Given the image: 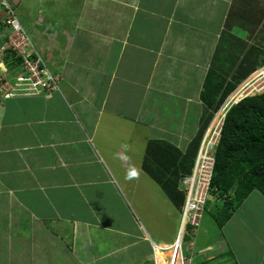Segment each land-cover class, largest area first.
Wrapping results in <instances>:
<instances>
[{
	"label": "crops",
	"instance_id": "1",
	"mask_svg": "<svg viewBox=\"0 0 264 264\" xmlns=\"http://www.w3.org/2000/svg\"><path fill=\"white\" fill-rule=\"evenodd\" d=\"M2 1L60 82L50 96L0 101V264H167L179 211L169 203L179 217L168 228L159 221L164 202L158 218L142 212L147 229L128 213L94 209L96 196L117 195L120 167L137 168L134 183L150 184L141 165L151 142L184 154L203 126L210 74L229 72L234 83L236 66L257 62L264 0H0V47ZM250 13L259 25L252 39L240 26ZM169 98L197 114L191 134L186 112L179 129L162 124ZM260 199L251 193L241 207L249 201L253 211ZM242 213L222 229L211 218L217 239L200 223L194 264H264L260 215L249 212V222Z\"/></svg>",
	"mask_w": 264,
	"mask_h": 264
},
{
	"label": "trees",
	"instance_id": "2",
	"mask_svg": "<svg viewBox=\"0 0 264 264\" xmlns=\"http://www.w3.org/2000/svg\"><path fill=\"white\" fill-rule=\"evenodd\" d=\"M253 15L250 13V18H246L240 25L242 29L249 32L247 38L250 39L252 35H256L254 31L259 27ZM256 41V44L263 47L264 37H259ZM258 53L264 58V51ZM254 61L248 57L242 62L244 65L236 66L234 83L227 81L226 77L229 78V74L224 75L221 72L216 75L225 79L224 85L215 92L209 89L211 96L209 101L206 102L205 99L206 108L203 113L210 111L207 121L203 122L201 130L184 154L166 142H151L146 146L142 170L180 213L183 209L184 195L177 190L178 179L181 175L191 172L195 152L206 125L223 104V95L226 93L221 92L232 91L247 76L264 65L263 60L255 63ZM6 64L10 66L9 63ZM217 95L219 96L217 102L212 101V98L218 97ZM253 192H258L264 197V89L259 94L241 98L227 110L214 152L212 178L203 210L209 213L217 227L222 229ZM210 200L215 203L211 212L207 210ZM184 240L187 241L188 236H185Z\"/></svg>",
	"mask_w": 264,
	"mask_h": 264
},
{
	"label": "built area",
	"instance_id": "3",
	"mask_svg": "<svg viewBox=\"0 0 264 264\" xmlns=\"http://www.w3.org/2000/svg\"><path fill=\"white\" fill-rule=\"evenodd\" d=\"M1 6L6 11V16L3 22L4 41L0 47V101L18 96H50L51 93L58 92L59 76L48 69L7 2L2 1ZM232 104L234 103L226 102L222 106L225 107V113ZM221 108L201 138L191 172L178 179L177 190L184 195V204L181 209V227L171 246L172 254L168 264H194L191 239L198 231L208 198L214 152L225 117ZM185 236H188L187 242L184 240Z\"/></svg>",
	"mask_w": 264,
	"mask_h": 264
},
{
	"label": "rangeland",
	"instance_id": "4",
	"mask_svg": "<svg viewBox=\"0 0 264 264\" xmlns=\"http://www.w3.org/2000/svg\"><path fill=\"white\" fill-rule=\"evenodd\" d=\"M262 26L264 27V21H263ZM256 36H257L256 38L262 37V35L259 33L256 34ZM256 46L258 47V49H257L258 52L264 51L262 49V47L259 46L258 44ZM257 51L255 52L256 57L259 55V53ZM260 56L261 55H259V59H257V61L258 62H260L262 60L264 61L263 57H260ZM232 63H236V60H234ZM236 64H238V63H236ZM260 68L261 67L257 68L251 75L247 76V78L244 81H242L241 83L236 85L232 91L227 92V91L223 90L221 93L224 92L226 94L223 95L224 96L223 104H221L220 107H222V105L224 106V104H226V102L227 103L228 102H231V103L238 102L237 101L238 98L235 99V97L241 98L243 96V94H244V96L245 95L250 96V95L259 94L260 92H262L263 87H261V86L264 85V75L263 76H261V75H262V73H264V68L262 70H260ZM257 71H259L258 76L256 75ZM225 74L227 75V74H229V72H225L224 75ZM224 81H225V79L222 78L220 75L215 76V77L212 76L211 78L209 77L208 82H206L205 86L202 87L201 94H200L202 106H203V104L206 105L205 99H206V102L209 101V97L211 96L209 89H211L214 92L218 89H221V86L224 85ZM228 81H230V79H228ZM195 94H196V92H195ZM229 97H231V98L228 99ZM215 98L216 97L212 98V101L215 100L217 102V100L219 99V96L216 99ZM161 102L166 104V105H161V118H162L161 122L164 121V123H162V124L167 126L168 123L171 121L173 124L168 126L169 131H173L175 128L179 129L180 125H178V124L181 121L182 113L186 112L185 117H186V119H188L186 121H187V125H188L189 129L186 130L185 134H191L190 129L196 125L195 120L197 118V114L192 113V109H189V111L187 112V109L184 108L185 104L180 105V102L178 100H174V99L169 98V99H164ZM195 110H196V107L193 106V111L195 112ZM171 111H173V112L170 113ZM218 111L213 115V118L217 115ZM209 112L210 111L208 110V112L207 113L205 112V114L203 116L202 121L205 123L207 121V118H208L207 116L209 115ZM196 113H198L197 110H196ZM213 118H211L210 121L207 123L206 128H208L210 126V123L212 122ZM206 130H205V132H206ZM205 132H204V134H205ZM165 139L170 140L167 138H165ZM171 141L174 142V139L172 138ZM176 141H177V139H176ZM117 173H119L118 176L116 175V173L114 174V177H115L114 183L117 185V189H118L117 195L115 196L114 193L113 194L110 193L109 197L107 199L106 196L104 197L101 194H97L96 202L94 203L95 204L94 209H97L101 212L102 211H109L112 213H116L117 215H118V213H121L122 215L125 214L128 216V214H129L130 216L134 217V220L139 219V221L141 223H143L144 226L148 229L149 228L148 227L149 222L146 221L144 223L143 220L140 218V214L142 212H144V215L148 216L150 214V217H153V218H156L157 216H161L162 211L159 210V208L163 207L162 204L164 202V204L167 206V208L164 210V212L166 214L165 213L163 214V216H164L163 220L160 219V217H159L160 223L163 222L167 226V228L169 226H171L173 224V222H175V224H177L179 214L177 212L175 214L173 207L169 204V202L164 197V195L161 193L159 187L156 184L154 185V183H151V180H149L147 177H144L141 180L149 181L150 184H147L144 187H142L140 184H135L134 182L138 180L137 177H140V173L137 170V168H130L128 170H124L120 167V169L117 171ZM133 184H134L136 189H133ZM106 187L108 188V186H106ZM109 198H110V200H109ZM94 200H95V197L93 199V202H94ZM260 200L262 202H264V199H260ZM251 205H252V203L247 201L241 207V209L239 208L238 210L243 211L242 216L243 217L247 216L246 220L249 222L253 221L251 218L250 219L248 218L249 212H250V214L255 212L257 217L260 215L259 220H261V221L259 223H263V227H264V216H263L264 205L261 206V204H259V206H257V209L248 212ZM214 207H215V203L210 200V204L208 205L207 210L211 212V209H213ZM259 208H261V210ZM246 213H247V215H246ZM174 214H175V218H174ZM256 215H253V216H256ZM203 216H204V217H202L203 221H201V222L203 223L204 220H207V222H209V225L206 226L207 232L212 229L210 232V239H212V238L217 239L219 233H218L216 227H213V221L211 219L212 217L210 216L209 213H205ZM262 216H263V218H262ZM149 224H152V223H149ZM158 230L164 236H168L171 234L173 236L174 231L176 229L171 231L170 233L166 232L164 229L158 228ZM199 233H200V231H199ZM191 245H192V248L194 249V246L192 243H191ZM245 245H247V243ZM243 248H245V251L248 254V246H244ZM201 254H204V252H201Z\"/></svg>",
	"mask_w": 264,
	"mask_h": 264
},
{
	"label": "clouds",
	"instance_id": "5",
	"mask_svg": "<svg viewBox=\"0 0 264 264\" xmlns=\"http://www.w3.org/2000/svg\"><path fill=\"white\" fill-rule=\"evenodd\" d=\"M261 70H262V69H261ZM262 74H263V73H262ZM261 87H263V88H262V91H263V89H264V85L261 86ZM260 93H261V92H260ZM245 96H246V95H245ZM245 96L243 95L241 98H243V97H245ZM247 96H248V95H247ZM241 98H239V100H240ZM239 100H237V101H239ZM235 103H236V102H235ZM222 106H223V105H222ZM220 108H221V107H220ZM226 113H227V111H226ZM226 113H225V114H226ZM203 134H204V133H203ZM202 136H203V135H202ZM207 199H208V198H207ZM206 201H207V200H206ZM205 204H206V203H205ZM182 208H183V207H182ZM204 208H205V207H204ZM204 213H205V212H203V214H204ZM181 214H182V213H181ZM202 217H203V215H202ZM202 217H201V218H202ZM201 220H202V219H201ZM201 220H200V223H201ZM180 227H181V222H180V225H179V229H178V231L180 230ZM199 227H200V225H199ZM198 231H199V228H198ZM198 231H197V233H198ZM197 233H196V235H197ZM177 235H178V233H177ZM177 235H176V237H177ZM196 235H195V236H196ZM195 236H194L193 239H191V243L193 244V246H194ZM175 240H176V239H175ZM187 241H188V240H187ZM187 241H186V242H187ZM173 244H174V243H173ZM173 244H172V245H173ZM171 254H172V250H171ZM201 255H203V254H201ZM170 256H171V255H170ZM169 260H170V257H169ZM169 260H168V263H169ZM168 263H167V264H168Z\"/></svg>",
	"mask_w": 264,
	"mask_h": 264
},
{
	"label": "bare ground",
	"instance_id": "6",
	"mask_svg": "<svg viewBox=\"0 0 264 264\" xmlns=\"http://www.w3.org/2000/svg\"><path fill=\"white\" fill-rule=\"evenodd\" d=\"M258 74H259V71L257 72V76H258ZM264 75V73L261 75V76H263ZM258 82V81H257ZM262 82V81H261ZM250 85V84H249ZM243 87V86H242ZM243 92V91H242ZM246 94V93H245ZM244 95V94H243ZM238 98V99H237ZM239 98L240 97H235V99H237V100H239ZM236 104V103H235ZM225 110V109H224ZM223 113L225 114V111H223ZM171 250H172V247H171ZM156 251H160V250H158V248H156ZM170 254H171V251H170ZM173 264H175V263H173Z\"/></svg>",
	"mask_w": 264,
	"mask_h": 264
}]
</instances>
